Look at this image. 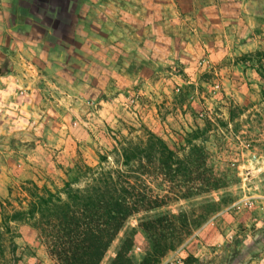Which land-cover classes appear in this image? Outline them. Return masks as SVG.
<instances>
[{
  "label": "rangeland",
  "instance_id": "obj_1",
  "mask_svg": "<svg viewBox=\"0 0 264 264\" xmlns=\"http://www.w3.org/2000/svg\"><path fill=\"white\" fill-rule=\"evenodd\" d=\"M155 5L32 0L17 5L23 17L14 0L1 5L0 202L25 181L60 187L78 161L114 166L119 144L147 130L189 171L147 178L162 206L129 217L100 264L127 236L126 257L142 259L151 245L141 222L161 217L167 235L211 210L158 264H247L264 253V0L222 2L245 31L193 35L165 25ZM0 264L58 262L29 223L0 216Z\"/></svg>",
  "mask_w": 264,
  "mask_h": 264
},
{
  "label": "trees",
  "instance_id": "obj_2",
  "mask_svg": "<svg viewBox=\"0 0 264 264\" xmlns=\"http://www.w3.org/2000/svg\"><path fill=\"white\" fill-rule=\"evenodd\" d=\"M16 1L13 13L23 17L17 11L19 2ZM25 2L29 4L31 0L20 3ZM194 135L193 139L197 138V134ZM117 151L120 161L114 166H104L106 157L103 156L95 166L76 162L65 172L66 179L60 187L23 182L14 197L10 191L0 202L2 223H29L58 264H100L129 217L162 206L164 197L151 194L147 178L174 177L187 169L180 166L183 162L176 152L147 130L141 139L120 143ZM194 151L199 149L194 148ZM207 188L216 189L217 184L212 183ZM191 195L190 189L174 194L177 199ZM7 208L9 213L4 211ZM212 212L201 215L181 232L175 231L171 224L167 235L163 231V218L141 222L139 226L147 234L150 248H144V256L139 262H130L126 252L132 238L127 236L111 264H158L165 253L180 245L183 238L197 229Z\"/></svg>",
  "mask_w": 264,
  "mask_h": 264
},
{
  "label": "crops",
  "instance_id": "obj_3",
  "mask_svg": "<svg viewBox=\"0 0 264 264\" xmlns=\"http://www.w3.org/2000/svg\"><path fill=\"white\" fill-rule=\"evenodd\" d=\"M28 1V0H25ZM32 1V0H31ZM51 2L54 0H45V2ZM136 2L137 0H128ZM146 2H155L160 11V17L165 25L168 21L172 20L176 23L177 29L185 31L188 35L192 33L206 31L208 28L216 27L218 29L227 30L228 27L241 28L245 31L246 27L242 22L240 15L235 12L232 15H227L223 11L222 2L225 0H144ZM5 0H0V15L5 14L1 5ZM17 1L14 0V3ZM20 3L21 0H18ZM68 5L70 0H64ZM205 3L196 9L195 3ZM26 3V2H25ZM179 3V4H176ZM21 4V3H20ZM167 10H171L167 11ZM51 17H60L59 14L54 12V9H50ZM171 14V16H169ZM63 17V16H62ZM171 17V18H170ZM232 21V22H231ZM164 25V26H165ZM169 26V25H168ZM174 28V27H172ZM82 32L87 31V27H83ZM193 35V34H192ZM181 41V40H180ZM116 100V99H115ZM247 264H264V253H260L258 256L251 258Z\"/></svg>",
  "mask_w": 264,
  "mask_h": 264
}]
</instances>
